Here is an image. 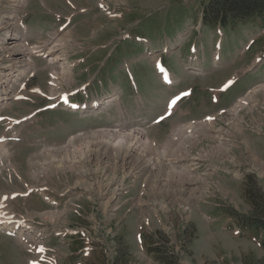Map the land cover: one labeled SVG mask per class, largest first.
I'll return each mask as SVG.
<instances>
[{"label": "rangeland", "instance_id": "1", "mask_svg": "<svg viewBox=\"0 0 264 264\" xmlns=\"http://www.w3.org/2000/svg\"><path fill=\"white\" fill-rule=\"evenodd\" d=\"M208 2L29 0L15 7L12 0H0L1 38L6 29L15 33L14 25L8 24L22 17L29 23L30 31L24 37L29 46L37 41L46 45L57 34L54 38L60 53L72 64L74 82L62 85L72 101L84 102L92 96L104 99L113 91L124 92L120 107L113 104L101 112H75L59 106L42 111L54 101L27 91H20L24 98H9L0 107V137H12L0 142V149L4 144L10 155L0 152V215L37 223L44 233L40 240L45 247L43 264H264V231L255 232L241 224L242 219L253 216L264 221V92L250 102L252 110L245 107L237 119L226 120L231 118L226 110L236 100L248 89L264 85V12L235 20L218 33L216 27L201 23ZM136 37L149 40L154 54L161 52L163 64L178 77L176 89H164L152 67L153 59L146 56ZM217 38L222 39V50L214 65ZM201 41L206 52H200L199 61L190 64L186 60L188 46ZM3 52L0 50V64L8 68L12 62ZM257 57L260 62L253 66ZM32 59L35 73L26 75L23 68H17L14 82L22 76L29 91L35 87L47 90L49 66L39 56ZM18 64L27 67L24 62ZM129 64L142 90L140 100L124 74ZM189 67L203 71L193 73L186 69ZM233 76L238 79L233 86L219 93V98L214 95ZM188 86L194 90L182 99L175 113L159 125H151L166 98ZM74 90L77 92L71 94ZM239 102L245 103L243 98ZM204 116L212 117L215 126L208 122L212 125L205 128L215 138L204 137L205 123L195 124L196 145L191 146L192 154L184 157L189 161L185 165L197 163L191 174L165 164L142 170L147 165L143 159L121 161L111 151L107 161L96 163L86 158L80 169L46 165L49 158L58 159V154L48 149L62 146L69 136L123 125L142 128L159 141L157 148L146 149L147 159L164 146L168 159L185 155L189 146L184 134L174 131L180 140L176 143L171 142L174 135L167 136L173 126L200 121ZM22 117L30 118L5 130ZM239 125L241 132L235 130ZM219 136L228 138L233 158L212 154ZM201 150L205 154L201 158H190ZM125 165L132 171L129 176L122 169ZM133 173L139 174L137 178ZM123 176L124 191L117 189ZM104 195L109 202H101ZM62 212V218L55 219ZM0 241L2 264H26L28 252L14 239L0 233ZM7 252L10 263L5 260Z\"/></svg>", "mask_w": 264, "mask_h": 264}, {"label": "bare ground", "instance_id": "2", "mask_svg": "<svg viewBox=\"0 0 264 264\" xmlns=\"http://www.w3.org/2000/svg\"><path fill=\"white\" fill-rule=\"evenodd\" d=\"M12 1H14L15 7H18L20 5H25L27 3V1H29V0H12ZM14 21H15V19H13V23L12 24L9 23L8 26L14 25L12 27H13V29H16L15 33L12 34L11 30H10L12 28H9V29L5 30L4 38L0 37V50L4 51L3 53H8L7 56L10 59V61L12 62L10 67H9V65H7L8 68H5L6 66L0 64L2 69H7L5 72L1 69L2 73H0V107L3 106V104H7L9 98H14L17 95H18L17 97H19L20 95L26 96L23 92L19 91L20 89H21V91H27L29 93H38V94L44 95L50 99L58 100V98L64 92L62 90V85L63 84H70L73 81V78L71 75L72 74V68H71L72 64H69L66 62L68 59V56L66 54H64L62 52L60 53L61 47L56 40L58 38V36L56 37L57 34H55V36H54L56 39L54 37H52L53 39H51L49 41V43H47L46 45H38L37 44V45L29 46V44H27V45L25 44L26 41L24 38L25 35L29 33V30L24 31V28L21 25H19L18 19L16 20V22H14ZM0 28H1V26H0ZM66 29L67 28H65V30ZM43 44H44V42H43ZM165 49H166V47L164 46L163 50H165ZM32 56H41V58L46 60V63L49 66L50 77L48 80V89L47 90L35 87L29 91L28 88L25 86L26 84L25 85L21 84L23 81V79L21 78L22 76H19L18 77L19 79L14 82V80L17 78V75L19 74L17 72V68L20 69L21 71H23L22 70V68H23L24 69L23 74L26 73V75L28 74V72L34 70ZM155 56L156 55L152 56L153 61L155 59ZM257 60H258V58L253 62V66H255L257 64L256 63ZM20 62H24L26 64V66H27L26 69H25V66L22 67V65L18 64ZM214 63H217V61L215 60ZM214 65H216V64H214ZM27 69H29V70L27 71ZM190 70L193 71L194 73L202 72V69L200 67H191ZM34 73H35V70H34ZM34 73H32V75ZM13 74H15V75H14V77H12L9 80L10 85L8 86L6 83L8 82V79ZM24 77H26V76L24 75L23 78ZM3 79H6V81H3ZM171 79H172V81H177L178 77L172 74L171 76L169 75V82L171 81ZM3 82H4V84H3ZM18 88H19V90H18ZM259 92H264V85L263 84L256 87V88L253 87L251 89H248L247 92L245 93V95H243L244 97L242 96L241 98L236 100L235 103L232 104L226 110V113L228 114V116L231 117L228 119L226 118V120L229 121L231 119H233V120L237 119L239 116L240 110L245 108V107L246 108L248 107L250 110H252L250 102L255 99V96ZM114 95H116V93H113L112 95L108 96L107 98H104L101 101L98 100L101 105L99 104L100 106L98 107L97 111L107 109L109 106H111V104L114 102V99L116 98ZM242 98L244 99L245 103L239 102ZM252 103L256 104V101L252 102ZM96 104L97 103H95V102H91L88 105H85L84 108L87 110H84V112H89V111L94 110L92 108H94L96 106ZM66 105L68 107H70L69 100H68V103ZM199 122L205 123V126L203 125L204 137L209 138V139L215 138V136L210 135L209 129L205 128V127L211 126L212 123H213V126H215V123L211 117H209V120L208 119L207 120H200L198 122H193V123L190 122V123H187L185 125H180V124L175 125L172 127L171 132L167 137L170 139L174 135V137L171 138V140H172L171 142L172 143L180 142L179 139L177 140L176 132H174L175 130H179L184 134V138H185L184 141L187 142V146H189V147L186 148L185 155L177 154L172 159H168L171 157L167 158V154L165 151L166 146L161 147V150L159 152H155V153L151 154L149 156V158L147 159L145 157L146 149L151 147V146L157 148L159 141L149 137L148 134L142 128L133 127L134 125L133 126L132 125H123V127L122 126H115L114 128H116V129H103V130H97V131H93V132L91 131L92 133H90V134L82 132V133H77L76 135L69 136L68 139L66 140L65 144H63L62 146H58V147L55 146L51 149L47 148L48 150H50V152L57 153L58 155H56V156H58V159L53 161L54 159H51L52 158L51 157V158H49V161L47 162L48 164H46V165H49L50 167L53 166L56 169L59 168V169H63V170L64 169H70V168L71 169H80V168L85 167L84 166V164H85L84 159L87 158L89 161H95L96 163H101L103 160H106V161L108 160V157L110 156L109 151H111L113 153H116L117 157L121 161H125L126 159H129V161H134L137 158L143 159L145 164H147V165L143 166L142 170H143V168H145V169H147L148 167L155 168L160 164H165L169 168H176L177 167L181 173L191 174L192 172H194V170H196L198 168L196 166L197 163L196 164L192 163L191 166L185 165L184 163L188 164L189 161L187 159H184V157L186 155L190 156V154H192L191 153V149H192L191 146H193L195 144L196 139H197L196 135L193 134V130L197 128L195 126V124L199 123ZM208 122H212V123H208ZM241 128H242V126L239 125V126H237V128L235 130L241 132ZM120 129H122V131ZM227 140H228V138H226L224 136H219V138H217V145L213 146L212 154L221 153L224 156H226L227 158H233V156L231 155V146L227 145V142H228ZM2 147L3 148L0 149V152H3V151L6 152L5 153L6 156L9 157L10 156L9 152H8L9 150H7L8 147H7V149H4V147H5L4 144ZM44 151H42V152H44ZM46 152H48V151H46ZM50 152H49V154H50ZM203 154H204V152H203V150H201V151H199V153H197V155L195 157H190V158L199 159L203 156ZM45 161H47V159ZM40 162H42V161L40 160ZM176 162H182V164H180V163L176 164ZM45 169H46V167H45ZM122 169L126 171V176H129L132 173V171L127 167V165H125ZM86 172H87L86 170L82 171V173H86ZM112 175H114V174H112ZM138 175H139L138 173H135L133 175V177L137 178ZM235 175L238 176V174H235ZM115 178H116V176L115 177L113 176L110 179L113 180ZM124 178L125 177L123 176L121 179H119V181H117V186H118L117 189L118 190L121 188H123L122 191L125 190V187L123 186V183H124L123 179ZM110 187L111 186L109 185L107 188H110ZM115 194L119 195V192L118 193L116 192ZM117 197H119V196H117ZM106 199H107V196L104 195L103 200L101 202H105V201L109 202L108 199L107 200ZM56 212H55V214H56ZM62 216H63V212L61 213V215L55 216V219H59V218L61 219ZM22 227H24L25 228L24 230H26L27 234L24 232L25 233L24 235L27 238L35 230L33 227L27 226L26 224L24 226L22 224H19L17 226L15 221L12 222V220H10L9 218L3 217L0 215V231L4 232V230H6V231L8 229L9 230H15L17 228V230H15V232H17L16 234H18L19 229H21ZM38 234L42 235V233H40V232ZM22 235H23V233L19 234V237L14 239V240H15V242H17V246L25 249L27 244L23 242L24 240L22 239ZM35 235H37V234L35 233Z\"/></svg>", "mask_w": 264, "mask_h": 264}, {"label": "trees", "instance_id": "3", "mask_svg": "<svg viewBox=\"0 0 264 264\" xmlns=\"http://www.w3.org/2000/svg\"><path fill=\"white\" fill-rule=\"evenodd\" d=\"M254 12H264V0H210L203 9L202 21L206 25L227 27L235 20L251 17ZM242 223L264 231V221L255 216L242 219Z\"/></svg>", "mask_w": 264, "mask_h": 264}, {"label": "crops", "instance_id": "4", "mask_svg": "<svg viewBox=\"0 0 264 264\" xmlns=\"http://www.w3.org/2000/svg\"><path fill=\"white\" fill-rule=\"evenodd\" d=\"M2 242L3 241H0V243H2ZM21 249H23V248H21ZM9 255H10V252H7L6 255H5L6 263H10L11 262V258L9 257ZM27 257H28V254L25 255V258H26L25 262H26V264H27ZM0 264H2V263L0 262Z\"/></svg>", "mask_w": 264, "mask_h": 264}, {"label": "snow or ice", "instance_id": "5", "mask_svg": "<svg viewBox=\"0 0 264 264\" xmlns=\"http://www.w3.org/2000/svg\"><path fill=\"white\" fill-rule=\"evenodd\" d=\"M230 83V82H229ZM178 99V97H177ZM172 103L174 104L175 103V99L172 101ZM171 106V105H170ZM164 117H160V119L162 120Z\"/></svg>", "mask_w": 264, "mask_h": 264}]
</instances>
